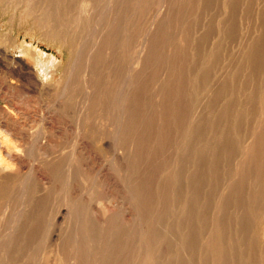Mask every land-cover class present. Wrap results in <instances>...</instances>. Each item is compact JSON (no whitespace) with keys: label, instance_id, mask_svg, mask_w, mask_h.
Returning <instances> with one entry per match:
<instances>
[{"label":"rangeland","instance_id":"374dc122","mask_svg":"<svg viewBox=\"0 0 264 264\" xmlns=\"http://www.w3.org/2000/svg\"><path fill=\"white\" fill-rule=\"evenodd\" d=\"M74 1L71 54L40 42L45 0H0V109L28 163L5 200L16 264H254L264 0ZM23 43L43 52L24 55L41 86ZM67 68L76 108L59 95Z\"/></svg>","mask_w":264,"mask_h":264},{"label":"bare ground","instance_id":"6f19581e","mask_svg":"<svg viewBox=\"0 0 264 264\" xmlns=\"http://www.w3.org/2000/svg\"><path fill=\"white\" fill-rule=\"evenodd\" d=\"M70 1L74 5L75 1L74 0H70ZM64 6L65 5L63 4L62 0H45L44 6L41 9V13H40L39 17H37L38 26L41 28V32H42V35L40 37V39H41L40 42L41 41H45V42L48 41L49 43L50 42H57V43L65 44V43H67V40H68L69 47L71 48L69 52L72 54L73 53V47H74L73 43L77 42L79 37L81 36V30H82L81 29L82 25H81V20H80L81 15L80 14H74L72 17H70L71 15L69 13H67V11L63 10ZM68 26L69 27L71 26V28H73V30L70 31L69 30L70 28H68ZM25 43H23L20 47V54L21 55L19 56V58H22L20 60V64L23 65L21 67L23 68V70L30 71L28 73L29 76L31 78H34L33 81H35V83L37 85L41 86L43 84L42 78L38 77L37 72H35V70H34L35 68H32L30 66L31 63L30 64L28 62L26 63V58L24 55L25 54L30 55L31 52H35L36 54L39 53L42 56L43 52H40L39 47H37V48L36 47H30L32 45H28ZM70 43H72V44H70ZM32 48H33V50H32ZM47 58L50 60L46 64L47 66L45 65V68L43 66V68L45 69L44 74H45V77L52 79V77H51L52 73L50 71V67H54L57 69V66H58L57 64H59V63L55 62V60H54L55 57H53V56L47 57ZM24 59H25V61H24ZM28 59L30 60V56ZM28 59H27V61H29ZM39 60H41V59L39 58ZM2 61H6L5 63L8 62V60L5 57L2 58ZM58 68H59V66H58ZM68 70H70V68L64 69V71L61 74L59 82L61 84L66 82V85L62 86L63 91L61 92L62 94L59 93V95H61V98H63L64 105H68V103L75 101L73 108H76V107H78L77 106L78 104L76 103V101H77L78 94H79V85L76 82L72 83L71 76H70L71 74H69ZM67 72H68V74H67ZM48 83H50V80L48 81ZM66 87H68V88H66ZM9 116H10L9 114L6 115L0 109V264H16V205L6 204L5 200H8L10 198L9 194H10L12 188L16 185L17 178L21 174L26 173L24 170L26 169V166L28 164L26 162V160L24 159L25 157L23 155H21L20 153L16 154L17 149H16V147H14L15 145L12 144L13 141H11L9 138V133H11V132H9V130H11L9 128V120H10ZM4 132H6V133L9 132V133L4 135ZM11 134H13V133H11ZM24 136H25V134H24ZM14 137H16V136H14ZM16 140L14 143H16ZM41 145L42 146L47 145V143H45L43 141L41 143ZM263 168H262V170H263ZM61 169H62V167L61 168L58 167V171H61ZM30 172H31V170H30ZM30 172H28V173L30 174ZM260 178H263V181L260 180L261 182L258 184V186H259L258 193H257L258 196H256L258 199H259V197L261 198L264 196V175ZM260 178H258V179H260ZM33 201H34V198H33ZM59 216L61 218L64 215L62 214V212H60ZM57 222H59V221H57ZM255 252H256V250L254 249V253ZM17 256H20V255H17ZM258 256H259V258H258ZM27 260H29V258L26 259V261ZM254 264H264V251L263 250L260 249L259 253L257 250V259H255Z\"/></svg>","mask_w":264,"mask_h":264}]
</instances>
